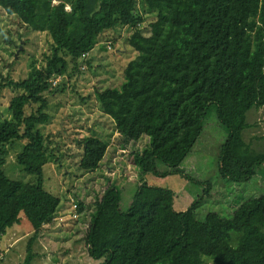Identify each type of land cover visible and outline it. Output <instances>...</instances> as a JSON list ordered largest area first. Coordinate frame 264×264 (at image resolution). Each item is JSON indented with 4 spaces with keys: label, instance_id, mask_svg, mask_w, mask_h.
Instances as JSON below:
<instances>
[{
    "label": "trees",
    "instance_id": "1",
    "mask_svg": "<svg viewBox=\"0 0 264 264\" xmlns=\"http://www.w3.org/2000/svg\"><path fill=\"white\" fill-rule=\"evenodd\" d=\"M57 1L0 0L6 13L52 38L45 65L25 78L1 75L0 81V93L6 86L16 90L9 116L0 118V235L24 213L35 235L21 264L32 261V241L53 221L61 201L44 186L48 144L40 126L51 118L45 93L65 74L67 57L77 65L111 30L117 34L104 43L118 40V30H131L128 44L136 54L123 68L120 87L95 89L102 113L113 120L121 144L148 137L132 152L142 174L180 173L204 188L187 209L177 210L172 189L142 182L123 211L119 187L109 185L90 215L89 256L103 259L98 264H264V188L227 216L210 200L220 179L227 182L226 193L264 186V150L245 137L247 113L264 106V0ZM140 1L156 12L146 25ZM212 114L223 140L216 171L198 177L188 160ZM19 141L16 163L35 182L4 173L7 147ZM82 143L79 168L94 170L107 143L97 135ZM77 211L83 212L81 203Z\"/></svg>",
    "mask_w": 264,
    "mask_h": 264
},
{
    "label": "rangeland",
    "instance_id": "2",
    "mask_svg": "<svg viewBox=\"0 0 264 264\" xmlns=\"http://www.w3.org/2000/svg\"><path fill=\"white\" fill-rule=\"evenodd\" d=\"M58 3L57 0H55ZM140 10L146 25L155 19L156 12L140 1ZM143 25V26H144ZM111 30L78 66L71 61L64 75L53 79V90L48 98L49 123L40 126L48 144V161L44 167V186L60 197L58 211L53 221L46 224L32 241L33 259L27 264H98L103 259L91 258L85 244V234L90 215L97 200L109 185L120 189V207L127 211L132 197L142 182L161 186L174 191V207L187 209L202 194L204 185L188 180L180 173L167 176L142 174L132 161V152L143 148L148 137L138 142L121 144L122 139L115 130L113 120L102 113L95 89L120 87L124 81L123 68L136 54L128 44L130 31ZM52 38L46 32H38L21 23L16 15L0 8V81L7 77L14 80L25 78L32 68L45 65L46 55L51 53ZM81 66V67H80ZM83 68V69H82ZM1 75L3 80H1ZM59 86V87H58ZM16 93L13 87H4L0 93V118L8 117V104ZM250 126L245 131L247 141L254 148L264 150V106L252 108L247 113ZM222 128L214 114L207 118L204 132L189 158L192 174L206 177L215 172L216 154L222 138ZM97 135L107 143V151L99 166L91 171L79 168L83 154L82 140ZM21 141L7 147L4 173L21 181H36V176L20 169L16 157L22 149ZM132 160V161H131ZM200 164V165H199ZM221 184L211 194V206L227 216L244 198L260 192L264 186H242L226 193ZM219 181V182H220ZM238 193V194H237ZM237 194V196H236ZM83 212L80 214L78 204ZM24 213L20 222L0 235V264H21L27 256V247L34 234Z\"/></svg>",
    "mask_w": 264,
    "mask_h": 264
},
{
    "label": "built area",
    "instance_id": "3",
    "mask_svg": "<svg viewBox=\"0 0 264 264\" xmlns=\"http://www.w3.org/2000/svg\"><path fill=\"white\" fill-rule=\"evenodd\" d=\"M66 8H67V9H70V5L67 4V5H66ZM108 42H109V44L111 43L110 41H108Z\"/></svg>",
    "mask_w": 264,
    "mask_h": 264
},
{
    "label": "clouds",
    "instance_id": "4",
    "mask_svg": "<svg viewBox=\"0 0 264 264\" xmlns=\"http://www.w3.org/2000/svg\"><path fill=\"white\" fill-rule=\"evenodd\" d=\"M55 1V0H54ZM56 3V2H55Z\"/></svg>",
    "mask_w": 264,
    "mask_h": 264
}]
</instances>
